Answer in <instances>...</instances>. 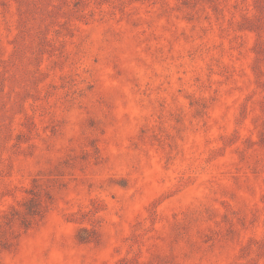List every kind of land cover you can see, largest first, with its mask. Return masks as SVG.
I'll use <instances>...</instances> for the list:
<instances>
[{
    "label": "rangeland",
    "instance_id": "1",
    "mask_svg": "<svg viewBox=\"0 0 264 264\" xmlns=\"http://www.w3.org/2000/svg\"><path fill=\"white\" fill-rule=\"evenodd\" d=\"M0 264H264V0H0Z\"/></svg>",
    "mask_w": 264,
    "mask_h": 264
}]
</instances>
